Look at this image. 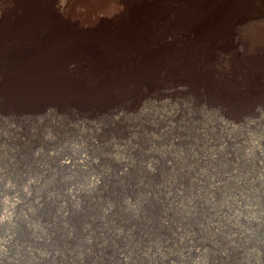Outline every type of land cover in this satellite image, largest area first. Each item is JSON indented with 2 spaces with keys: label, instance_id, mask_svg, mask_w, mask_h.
Returning a JSON list of instances; mask_svg holds the SVG:
<instances>
[{
  "label": "rangeland",
  "instance_id": "374dc122",
  "mask_svg": "<svg viewBox=\"0 0 264 264\" xmlns=\"http://www.w3.org/2000/svg\"><path fill=\"white\" fill-rule=\"evenodd\" d=\"M257 1L236 21L227 49L215 47L209 65H190V85L141 87L136 101L118 99L114 114L90 98L62 104L24 97L20 85L8 92L20 70L0 61V88L9 93L0 91V264H264V2ZM72 10L67 23L76 19ZM87 16L78 17L86 28L94 20ZM253 91L261 92L253 106L231 100Z\"/></svg>",
  "mask_w": 264,
  "mask_h": 264
},
{
  "label": "bare ground",
  "instance_id": "6f19581e",
  "mask_svg": "<svg viewBox=\"0 0 264 264\" xmlns=\"http://www.w3.org/2000/svg\"><path fill=\"white\" fill-rule=\"evenodd\" d=\"M118 1L122 3L121 7L118 6L119 4L115 5L117 4V0H0V61H2L3 69H7V68L11 69L12 66L14 67L18 66L20 70V74L15 75L17 76L16 79L13 81H9L8 87H6V89H8L7 91L12 92L14 91L13 89L15 86L20 85L21 87L20 89L22 90L24 97H28L32 99L40 98L41 101L44 98L52 99L56 102H61L62 104H69L74 100V98L77 99L90 98V100L93 99L92 101H94V106L96 108L100 110L106 109L110 111V113L113 112V114L117 111L116 108L118 107H115L114 104L117 103L118 99L123 97L124 98L129 97L136 101V97L140 93H142L141 87H144L145 90L148 88L152 89L154 87L158 88L162 84L161 82H164L165 83V84L163 83L164 85L169 86L175 92H177L176 90L179 89L178 86L180 84H184L188 79V78L185 79L186 78L185 75H188L189 71L187 69H190L191 64L200 62L202 60L204 62H207L208 64L212 58L211 56L212 50L215 47H218L220 44L222 45L221 47L224 49L225 48L227 49L229 47V41H231L230 38L233 37L232 30L234 25L236 24V21L237 20L241 21L243 19L242 17L243 14L247 10H250L253 4L251 3L253 0H118ZM262 1L264 2V0ZM71 7L73 9L72 11L75 12V14L74 13L73 14L76 17V19H72L73 21H70L71 23L69 22L67 23L66 21L68 17L66 18V15H68L67 13H69L68 11ZM253 12L251 13L252 15ZM86 15L88 16L90 15L89 17L92 16V18L94 19L92 21L93 25L91 26L87 25L88 28H86L84 25H82V23H80V20H82L83 18L78 20V17L79 18L84 17ZM238 26H239L238 28L241 27L240 25ZM73 27L75 28L73 29ZM235 36L237 37V35H234V37ZM258 42L260 43V41ZM221 51L222 50H220V52ZM244 53L245 52H243V54ZM234 54H236L237 56V51ZM220 55L221 54L219 53V56ZM246 59L248 58L246 57ZM243 61L244 60H242L241 62L242 64H244ZM259 62L262 63V61ZM259 64L257 65L259 66ZM200 66L203 67V65ZM202 67L200 69H202ZM229 68L231 70V67ZM234 68L237 69L236 67ZM191 69L193 70V68ZM186 71H188L187 74ZM206 71H208V69H206ZM196 72L197 74H199L198 71ZM201 72H203V70ZM84 74L86 78L87 76L90 78L91 80L90 83L88 84L84 83L83 80ZM227 74H229V72ZM252 74H253V70H252ZM207 77L209 76H206L204 78L207 79ZM169 78L170 80L166 81ZM226 79L227 78H225L224 80ZM242 79L244 81L246 80L250 84L259 83L256 75H252V76L245 75L242 76ZM197 80L196 78L194 79L195 82L194 84H196V82L199 83L198 82L199 80L198 81ZM218 81L220 80L218 79ZM186 83L189 82L187 81ZM212 84L214 85V83ZM95 85L98 86L95 87ZM200 85L202 84L199 83V86ZM262 85L264 87V84ZM240 86L242 87V85ZM191 87L193 86L191 85ZM229 87H227V89ZM233 87L232 89H234ZM246 88L248 87L245 86V89ZM20 89L18 90L19 92ZM236 90L238 91L239 89ZM0 91L6 92V90L3 87L0 88ZM182 91H185V89ZM193 91L195 92L197 91V89ZM260 93L261 92H254V91L249 93L246 92V94L243 95L237 94L234 95V97L232 98L230 97V98L233 101L234 105L247 107L250 105L251 106L255 105L253 103L256 101V97L260 96ZM217 94L219 95L220 93L217 92ZM13 95L15 96V94ZM206 100L208 101V98ZM31 102L29 101V103ZM230 103L232 102L230 101ZM2 104H4V102ZM213 105L214 104H212V106ZM86 106L88 107V105ZM3 108L5 109V106H3ZM88 110L90 111L91 109ZM231 110L232 109H230V112ZM225 112L227 113V111ZM251 112L252 110H250V115ZM220 118L221 117H219V119ZM245 118L243 119L245 120ZM234 122L237 123L236 121ZM91 126H93V123ZM63 163L66 164V166H68L67 163L65 162ZM93 186L94 185H92V187ZM188 236L190 237V235ZM193 250L194 249H192V251ZM199 250H200L199 252H201V249ZM194 251L197 252L198 250H194Z\"/></svg>",
  "mask_w": 264,
  "mask_h": 264
}]
</instances>
